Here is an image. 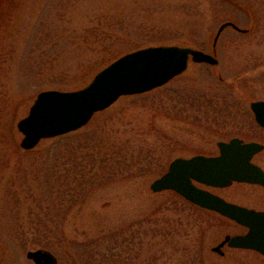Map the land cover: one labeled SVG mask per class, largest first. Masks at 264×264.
Segmentation results:
<instances>
[{"label":"rangeland","instance_id":"obj_1","mask_svg":"<svg viewBox=\"0 0 264 264\" xmlns=\"http://www.w3.org/2000/svg\"><path fill=\"white\" fill-rule=\"evenodd\" d=\"M227 20L248 31L226 27L213 48ZM158 44L190 45L218 63L189 61L83 127L20 146L17 121L39 91L80 88L118 55ZM254 100H264V0H0V264H34L26 252L44 242L66 264L89 255L112 264H264L252 250H212L243 232L235 222L149 188L174 157L264 136ZM97 181L105 183L81 197ZM216 192L241 201L239 186Z\"/></svg>","mask_w":264,"mask_h":264},{"label":"water","instance_id":"obj_2","mask_svg":"<svg viewBox=\"0 0 264 264\" xmlns=\"http://www.w3.org/2000/svg\"><path fill=\"white\" fill-rule=\"evenodd\" d=\"M225 27L245 31L235 23L225 21L219 25L213 45ZM189 59L196 63L218 62L212 54L190 46L150 45L119 56L83 87L41 90L27 115L17 121V129L22 133L20 146L32 149L41 139L79 129L95 112L110 106L120 96L151 90L179 75L186 69ZM250 108L256 122L264 127V100L252 101ZM217 146L220 151L217 156L175 157L167 171L154 179L149 187L155 192L174 190L194 204L248 227L244 235H225L219 244L212 247L213 251L222 254L220 248L227 242L230 247L255 249L264 254V214L228 202L194 184L197 181L225 186L232 180L264 184V172L250 161L262 146L256 142L243 143L237 137L228 142L218 141ZM26 257L35 264H57L54 254L43 248L28 250Z\"/></svg>","mask_w":264,"mask_h":264},{"label":"flooded vegetation","instance_id":"obj_3","mask_svg":"<svg viewBox=\"0 0 264 264\" xmlns=\"http://www.w3.org/2000/svg\"><path fill=\"white\" fill-rule=\"evenodd\" d=\"M261 128H263L262 126H260ZM264 129V128H263ZM242 142L246 143V142H257L258 144H260L262 147L260 150H258L257 152H255L252 157L250 158V161L252 164L258 166L263 172H264V136H262L261 138L258 139H249V140H245L243 137L238 136ZM230 139V138H229ZM229 139H227L226 141H228ZM218 149V148H217ZM218 152L214 155H217ZM196 185H198L201 188L207 189L208 191L217 194L219 196H221L222 198H224L225 200L232 202V203H236L239 204L245 208H248L250 210H254L256 212H261L264 214V184L258 183V182H246V181H235L232 180L229 184L223 186V187H217V186H208L205 184H201V183H196ZM235 186H239V192L237 193V195L240 197L241 201H237L236 199L234 200H230L227 199L228 197L225 196L224 194L221 193H217L216 189H222V190H230L231 188L235 187ZM253 190L255 192V196L251 197L249 196L250 193H248L249 191ZM242 227L243 232L237 233V234H245L248 230V228L245 225H239ZM245 250H251V249H245ZM254 252H256L259 256L264 258V255H262L261 253L252 250ZM59 262V260H58ZM60 264V262L58 263Z\"/></svg>","mask_w":264,"mask_h":264},{"label":"trees","instance_id":"obj_4","mask_svg":"<svg viewBox=\"0 0 264 264\" xmlns=\"http://www.w3.org/2000/svg\"><path fill=\"white\" fill-rule=\"evenodd\" d=\"M139 48V47H138ZM136 49V48H135ZM133 50V49H132ZM128 51H130V50H128ZM127 52V51H126ZM119 56V55H118ZM108 181V180H107ZM98 183H96L97 185H91L90 184V186H85V189L82 191V195H81V197H85L87 194H85L84 195V192L85 191H87V192H91L92 191V189H95V186L96 187H100L99 185H103L105 182H100V181H97ZM172 192V194H171V196L173 197V196H176V197H178V198H180L182 201L181 202H183V203H188V204H190L193 208H199V209H202V208H200V207H197L196 205H194V204H192V203H190V202H188L187 200H185L184 198H182L180 195H178L176 192H174V191H171ZM80 196V195H79ZM77 201V202H76ZM76 202V203H75ZM79 202H81V201H78V200H75L74 202L72 201V206L73 205H76V204H78ZM70 206H71V204H70ZM63 210H65V208L63 209ZM202 210H205V209H202ZM206 212H208L209 213V211H207V210H205ZM133 223H136L135 221L134 222H132V224ZM54 227H51V230H49V233H50V235H51V237L52 238H54V237H56L57 235V232L58 231H55L54 232V229H53ZM56 235V236H55ZM62 237L64 238L63 239V242H65V241H68L67 239H66V236L64 237L63 235H62ZM115 237V236H114ZM51 238V239H52ZM62 242V241H61ZM62 242V243H63ZM38 244H41L39 247H43V248H46V249H49V250H51L52 252H54V254H56V256L58 257V260H59V262H61L62 264H66V262L65 261H69L68 260V256L67 255H63V257H59V255L55 252V249L52 247L51 248V245L49 244V243H46V242H44V243H38ZM38 248V247H37ZM76 252H77V250H75ZM78 253V252H77ZM72 256H74L75 258H77V257H79L80 256V254L78 253L77 255H72ZM70 257H71V255H70ZM74 261H76L75 259H73ZM188 260H190V263L191 262H193V260L191 261V259H187L186 260V263H189L188 262ZM88 262H86L87 264H104L106 261H108L107 262V264H112L113 263V261L109 258V259H104V260H99V259H95L94 258V256L93 255H89L88 256V260H87Z\"/></svg>","mask_w":264,"mask_h":264},{"label":"bare ground","instance_id":"obj_5","mask_svg":"<svg viewBox=\"0 0 264 264\" xmlns=\"http://www.w3.org/2000/svg\"><path fill=\"white\" fill-rule=\"evenodd\" d=\"M28 110H29V108H28Z\"/></svg>","mask_w":264,"mask_h":264}]
</instances>
